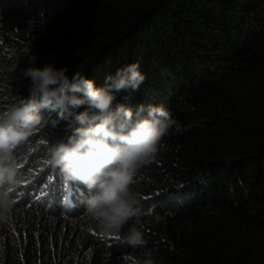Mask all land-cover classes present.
Instances as JSON below:
<instances>
[{
    "label": "trees",
    "instance_id": "1",
    "mask_svg": "<svg viewBox=\"0 0 264 264\" xmlns=\"http://www.w3.org/2000/svg\"><path fill=\"white\" fill-rule=\"evenodd\" d=\"M29 55L98 87L138 62L146 79L114 103L162 104L180 131L170 130L130 185L140 215L128 224L143 231V245L124 241L128 225L99 231L87 190L70 181L78 195L69 204L12 193L0 264H264V0H0V113L27 99L20 70ZM39 129L13 151L18 163L31 156L28 168H45L50 145L70 134L63 122Z\"/></svg>",
    "mask_w": 264,
    "mask_h": 264
},
{
    "label": "clouds",
    "instance_id": "2",
    "mask_svg": "<svg viewBox=\"0 0 264 264\" xmlns=\"http://www.w3.org/2000/svg\"><path fill=\"white\" fill-rule=\"evenodd\" d=\"M28 59L29 66L20 70L30 81L27 99L0 113V223L9 219L16 205L12 193L21 183L13 148L38 128L55 129L63 122L70 134L50 145L47 163L64 179L84 186L85 210L99 231L120 233L128 225L124 241L133 248L143 245V231L136 223L128 224L140 215L130 185L137 170L156 158L170 130L180 131L179 123L162 104H141L133 110L127 103H114L117 93L138 91L146 79L138 62L117 68L98 87L80 71L69 76L67 66L36 67L37 57ZM81 106L83 111H75ZM45 112L55 113V118Z\"/></svg>",
    "mask_w": 264,
    "mask_h": 264
},
{
    "label": "snow or ice",
    "instance_id": "3",
    "mask_svg": "<svg viewBox=\"0 0 264 264\" xmlns=\"http://www.w3.org/2000/svg\"><path fill=\"white\" fill-rule=\"evenodd\" d=\"M40 129L38 128L31 136L35 135ZM39 143L41 145H45L50 143V141L40 140ZM20 147V144L16 145L13 148V151H16ZM19 155V152H17ZM31 161V156L28 157L24 162L18 163V170H25L30 173L31 179L21 181L20 183V191L17 189L13 192L16 193L20 197H28L29 191H31L32 195L30 199L32 200L33 204L40 202L41 200L44 203H48L49 199L53 202H63L64 204H69L72 202L74 196L78 195V188L75 184L70 183V181L64 179L62 181V188L57 189L54 186V182L57 177V171L53 169L48 163L47 160L44 161L45 168H28V164ZM51 171V175L47 177V182L43 184H37L36 181L41 177V175L46 172ZM134 183V180L132 181ZM34 186V187H33ZM144 199H149V197H144ZM16 200V199H15ZM27 203V200L24 201ZM18 201L16 200V204ZM33 206L32 204L29 207ZM92 235L98 236L99 239H104L103 233H96L93 232ZM109 240L119 242L122 238L120 235H113L108 238ZM129 264H132V261H129Z\"/></svg>",
    "mask_w": 264,
    "mask_h": 264
},
{
    "label": "rangeland",
    "instance_id": "4",
    "mask_svg": "<svg viewBox=\"0 0 264 264\" xmlns=\"http://www.w3.org/2000/svg\"><path fill=\"white\" fill-rule=\"evenodd\" d=\"M9 220H11V214H10ZM1 226H3V225H1ZM3 227H4V226H3ZM1 231H3V230H2V227L0 228V232H1ZM78 261H80V260H78Z\"/></svg>",
    "mask_w": 264,
    "mask_h": 264
},
{
    "label": "bare ground",
    "instance_id": "5",
    "mask_svg": "<svg viewBox=\"0 0 264 264\" xmlns=\"http://www.w3.org/2000/svg\"><path fill=\"white\" fill-rule=\"evenodd\" d=\"M154 202V201H153Z\"/></svg>",
    "mask_w": 264,
    "mask_h": 264
}]
</instances>
